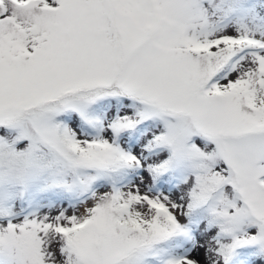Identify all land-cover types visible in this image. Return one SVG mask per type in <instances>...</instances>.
<instances>
[{
  "label": "snow or ice",
  "instance_id": "1",
  "mask_svg": "<svg viewBox=\"0 0 264 264\" xmlns=\"http://www.w3.org/2000/svg\"><path fill=\"white\" fill-rule=\"evenodd\" d=\"M0 264H264V0H0Z\"/></svg>",
  "mask_w": 264,
  "mask_h": 264
}]
</instances>
